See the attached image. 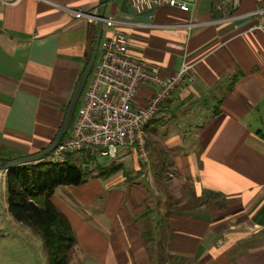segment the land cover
Instances as JSON below:
<instances>
[{
	"label": "crops",
	"instance_id": "obj_1",
	"mask_svg": "<svg viewBox=\"0 0 264 264\" xmlns=\"http://www.w3.org/2000/svg\"><path fill=\"white\" fill-rule=\"evenodd\" d=\"M184 1L192 13L164 5L140 14L131 0H107L105 16L120 22L149 73L170 77L185 59L193 80L146 126L148 161L132 146L104 165L83 155L96 179L53 193L79 264H264V33L248 32L264 16L244 17L264 0H242L230 22L220 21L225 0ZM99 7L101 0H0V161L36 155L55 140L98 33L68 10ZM189 20L200 24L191 32L181 27ZM154 89L141 86L135 106H147ZM168 178L189 186L193 204L172 200L157 180ZM6 182L0 171V240L12 246L0 250V264H25L13 260L31 248L37 257L43 241L9 213Z\"/></svg>",
	"mask_w": 264,
	"mask_h": 264
},
{
	"label": "built area",
	"instance_id": "obj_2",
	"mask_svg": "<svg viewBox=\"0 0 264 264\" xmlns=\"http://www.w3.org/2000/svg\"><path fill=\"white\" fill-rule=\"evenodd\" d=\"M17 1V0H13ZM242 0H225L227 7L220 21L230 22L237 18L234 15ZM192 3L184 0H131L132 8L140 14L154 8L163 7L192 13ZM220 8V9H221ZM77 19H87L89 23L98 21V13L68 10ZM264 16V7L245 14V18ZM102 24L108 29L101 39L98 57L94 69L88 76L87 88L84 89L80 107L73 118L69 134L64 137L48 155L33 164H62L68 157L77 153L93 158L100 157L113 160L122 148L132 146L139 149V155L148 161L146 156V126L155 118V114L165 104L168 97L177 90L186 79L193 80V65L184 59L178 71L170 77L163 78L149 73L146 64L132 55L129 50L131 39L120 29V22L114 17H106ZM200 24L189 20L181 25L191 32ZM180 26V25H178ZM264 33V23L257 22L248 32ZM155 87V92L147 106L136 107L138 89L141 86Z\"/></svg>",
	"mask_w": 264,
	"mask_h": 264
},
{
	"label": "trees",
	"instance_id": "obj_3",
	"mask_svg": "<svg viewBox=\"0 0 264 264\" xmlns=\"http://www.w3.org/2000/svg\"><path fill=\"white\" fill-rule=\"evenodd\" d=\"M115 170L112 167L104 174L110 176ZM6 175L9 213L42 239L47 264H68L77 238L51 198L59 187L81 186L86 180L84 173L68 159L62 164L25 163Z\"/></svg>",
	"mask_w": 264,
	"mask_h": 264
},
{
	"label": "rangeland",
	"instance_id": "obj_4",
	"mask_svg": "<svg viewBox=\"0 0 264 264\" xmlns=\"http://www.w3.org/2000/svg\"><path fill=\"white\" fill-rule=\"evenodd\" d=\"M89 81V80H88ZM88 84V83H87ZM87 88V85L86 87ZM84 88V89H85ZM84 89L82 91V97L84 95ZM82 97L81 99L78 101L77 103V108H76V113H77V110L78 108L80 107V101H82ZM75 113V114H76ZM74 114V116H75ZM73 116V118H74ZM127 148V147H126ZM130 148V147H128ZM84 154H77L76 158L78 157L79 159H77L76 161H74L73 163H75L79 169L81 170V172L84 173L85 177H86V180L85 182L88 184V183H92V180H95L96 179V175H97V171H95V169H93L95 166L93 164V162H89V161H81L82 159V156ZM96 162L99 163L100 165H104L105 163L106 164H109L111 161L109 159H106L105 157L104 158H100V157H96ZM159 181V185L163 188H165V191L167 192L168 195H172L171 197L173 201H178L180 204H185L187 202V204H193V202L195 201L194 197H192L191 195V190L189 188L188 185H186V183H184V185L178 183V182H175L173 181L171 178H168L167 180L166 179H157ZM156 180V181H157ZM91 181V182H90ZM84 182V183H85ZM162 184V185H161ZM67 187V186H66ZM65 187H62V189H60L59 191V194H61V192H65L64 189ZM74 188V187H72ZM77 191V189L75 190ZM97 198V197H96ZM193 198V199H192ZM92 206H94V208H97L98 206H100V202L98 200H96V202L94 203V205L92 204ZM91 206V207H92ZM12 231V230H10ZM3 233V231H1ZM12 233V232H11ZM15 236H9V237H4V238H14ZM3 241L2 239L0 240V250H5L4 248L6 247V250H10V248H12L11 244H4L5 246L3 247V244H1ZM4 243V242H3ZM14 246V250L15 251H18L16 248L18 247V245H16V243L13 245ZM34 247V246H33ZM43 242H42V245L40 247V254L41 256H39V253H38V245L37 247H35V253H37V257L34 256V254L32 253L33 252V249L31 248L30 249V253H29V250L28 252H24L25 254L22 255L20 257H23L25 256V259H21L18 260L17 257L15 258V260H13V262H18V261H21L22 263H24V261L26 262L25 264H47V255H46V252H44L43 250ZM22 248V247H21ZM20 248L21 252H22V249ZM31 254V256H30ZM0 262H2V260L0 259ZM68 264H79V259H78V255L76 254V252L74 251V248L72 249V253L70 254V259H68Z\"/></svg>",
	"mask_w": 264,
	"mask_h": 264
},
{
	"label": "water",
	"instance_id": "obj_5",
	"mask_svg": "<svg viewBox=\"0 0 264 264\" xmlns=\"http://www.w3.org/2000/svg\"><path fill=\"white\" fill-rule=\"evenodd\" d=\"M106 3H107V0H101V7H99V10H98V21H96L98 33L95 38L96 39L95 46L92 49V52H91L92 55H91L90 60L87 61L85 71L83 72V74H81L79 78V82L77 86L75 87V90L73 92L74 93L73 97L68 104L69 107L63 118L64 120L63 126L62 128L59 129L58 135L56 136L55 140L50 142V145L48 146V148H46L40 153L38 152V154L36 155L27 156V157L24 156L22 158H18L14 160L11 159L10 161H0V171L7 172L8 170L12 168L25 165V163L31 164V163L37 162L38 159L40 160L45 155H48L51 152V150L54 149L56 145L60 141L63 140V137L66 136L67 131L69 127H71V124L73 122V116L76 113V108H77L76 105L78 101L81 99L82 91L87 84V80H88L87 78L92 73L95 61L97 60L98 48L100 47V42H101V34H103V29H104V26L102 25V21L103 19L106 18L105 13H104L105 8H106Z\"/></svg>",
	"mask_w": 264,
	"mask_h": 264
}]
</instances>
